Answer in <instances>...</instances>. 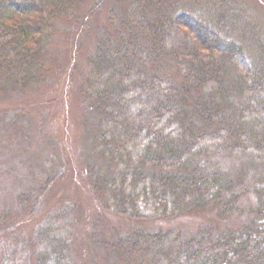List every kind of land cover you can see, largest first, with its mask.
Returning a JSON list of instances; mask_svg holds the SVG:
<instances>
[{
	"label": "trees",
	"instance_id": "1",
	"mask_svg": "<svg viewBox=\"0 0 264 264\" xmlns=\"http://www.w3.org/2000/svg\"><path fill=\"white\" fill-rule=\"evenodd\" d=\"M82 1L0 0V76L20 88L45 83L56 20L88 27L92 8L84 22L74 14ZM230 5L133 0L92 30L77 92L99 115L95 142L116 169L86 170L130 223L105 244L106 264H264V36ZM247 192L252 218L240 207ZM205 210L243 220L180 240L162 228ZM42 231L40 248L13 264H75L69 241Z\"/></svg>",
	"mask_w": 264,
	"mask_h": 264
},
{
	"label": "rangeland",
	"instance_id": "2",
	"mask_svg": "<svg viewBox=\"0 0 264 264\" xmlns=\"http://www.w3.org/2000/svg\"><path fill=\"white\" fill-rule=\"evenodd\" d=\"M132 1L83 0L74 14L84 22V16L92 8L87 17L88 27L72 26L67 19L56 20L58 32L50 45L48 80L40 86L20 88L0 76V261L3 264L31 257L40 248L35 234L42 230L69 241L75 264H106L110 258L105 244L114 243L130 226L128 220L111 212L105 194L88 180L87 165L105 173L116 168L95 142L100 117L86 107L77 88L89 74L86 54L92 30L107 20V13L118 16L129 9ZM229 1L243 20L256 25L264 36V0ZM242 65L250 68L247 60ZM172 75L178 78L176 72ZM244 181L249 186L254 184L249 178ZM21 194L27 195L22 197V208L21 204L17 205ZM240 207L243 215L254 216L252 192L241 198ZM240 220L243 218L237 216L220 220L215 212L205 210L163 222L162 228L168 230L170 239L175 234L180 240L199 229L216 236L237 227ZM120 263L129 264L123 260Z\"/></svg>",
	"mask_w": 264,
	"mask_h": 264
}]
</instances>
